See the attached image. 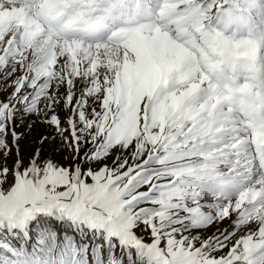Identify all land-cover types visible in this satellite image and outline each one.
I'll use <instances>...</instances> for the list:
<instances>
[{
    "label": "snow or ice",
    "instance_id": "obj_1",
    "mask_svg": "<svg viewBox=\"0 0 264 264\" xmlns=\"http://www.w3.org/2000/svg\"><path fill=\"white\" fill-rule=\"evenodd\" d=\"M0 264H264V0H0Z\"/></svg>",
    "mask_w": 264,
    "mask_h": 264
},
{
    "label": "rangeland",
    "instance_id": "obj_2",
    "mask_svg": "<svg viewBox=\"0 0 264 264\" xmlns=\"http://www.w3.org/2000/svg\"><path fill=\"white\" fill-rule=\"evenodd\" d=\"M61 116H63V113H61ZM47 129L45 126L37 123L34 127V130L31 135H28L25 137L24 140H22V148L25 152L29 151L31 148L34 147V139L36 136L40 135L41 133L45 132ZM227 222L224 225H221V227H225Z\"/></svg>",
    "mask_w": 264,
    "mask_h": 264
}]
</instances>
